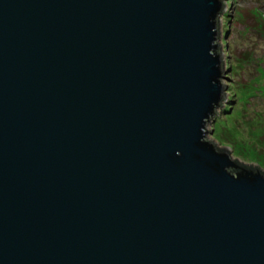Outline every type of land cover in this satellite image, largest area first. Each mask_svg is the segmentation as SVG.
I'll list each match as a JSON object with an SVG mask.
<instances>
[{
  "label": "water",
  "instance_id": "95a60500",
  "mask_svg": "<svg viewBox=\"0 0 264 264\" xmlns=\"http://www.w3.org/2000/svg\"><path fill=\"white\" fill-rule=\"evenodd\" d=\"M224 0H0V264H264V173L207 140Z\"/></svg>",
  "mask_w": 264,
  "mask_h": 264
},
{
  "label": "rangeland",
  "instance_id": "374dc122",
  "mask_svg": "<svg viewBox=\"0 0 264 264\" xmlns=\"http://www.w3.org/2000/svg\"><path fill=\"white\" fill-rule=\"evenodd\" d=\"M224 3L218 43L228 67L223 84L231 104L207 126V140L234 161L264 172V0Z\"/></svg>",
  "mask_w": 264,
  "mask_h": 264
},
{
  "label": "trees",
  "instance_id": "16d2710c",
  "mask_svg": "<svg viewBox=\"0 0 264 264\" xmlns=\"http://www.w3.org/2000/svg\"><path fill=\"white\" fill-rule=\"evenodd\" d=\"M237 164H240L241 166H243V167H245L247 169L253 168L255 171H260L262 174L264 173L258 167H253V166L249 167V166H246L245 164H241V163H237Z\"/></svg>",
  "mask_w": 264,
  "mask_h": 264
},
{
  "label": "bare ground",
  "instance_id": "6f19581e",
  "mask_svg": "<svg viewBox=\"0 0 264 264\" xmlns=\"http://www.w3.org/2000/svg\"><path fill=\"white\" fill-rule=\"evenodd\" d=\"M215 119V118H214ZM214 121V120H213ZM215 124V123H214Z\"/></svg>",
  "mask_w": 264,
  "mask_h": 264
}]
</instances>
